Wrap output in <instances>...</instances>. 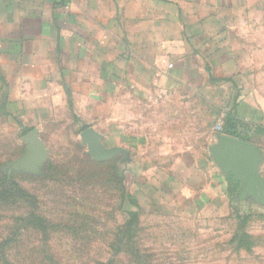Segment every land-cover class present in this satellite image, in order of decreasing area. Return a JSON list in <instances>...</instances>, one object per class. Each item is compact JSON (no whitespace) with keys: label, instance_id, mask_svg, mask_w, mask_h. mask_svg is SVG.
Here are the masks:
<instances>
[{"label":"rangeland","instance_id":"1","mask_svg":"<svg viewBox=\"0 0 264 264\" xmlns=\"http://www.w3.org/2000/svg\"><path fill=\"white\" fill-rule=\"evenodd\" d=\"M254 1L247 25L253 43L247 68L238 73V90L254 105L246 126L264 157V0ZM209 92L184 93L172 123H142L131 130L144 136L173 133L172 139L147 138L139 147L104 127L108 146L127 142L130 148L127 155L104 160L87 153L78 124L43 123L40 136L48 153L40 174H7L6 164L26 144L16 125L0 124V179L7 175L14 189L2 198L0 182V243L12 264H264V206L239 199V185L230 192L232 180L222 188L231 199L220 205L199 196L214 192L218 168L208 146L225 116L209 104ZM190 161L197 164L194 170L186 165ZM259 171L264 177V160ZM32 213L43 219L42 227L16 220L34 221Z\"/></svg>","mask_w":264,"mask_h":264},{"label":"crops","instance_id":"2","mask_svg":"<svg viewBox=\"0 0 264 264\" xmlns=\"http://www.w3.org/2000/svg\"><path fill=\"white\" fill-rule=\"evenodd\" d=\"M254 3L0 0V124L16 125L23 135L36 128L43 141L41 124L70 121L80 133L92 128L110 147L103 133L108 127L141 147L143 139L174 135L144 136L132 128L172 123L183 94L203 90L210 91L211 106L248 123L254 105L240 95L238 73L249 61L253 38L247 25ZM126 143L113 146L128 150ZM186 165L194 170L197 164ZM215 171L214 195L199 196L220 205L231 196L222 192L227 174Z\"/></svg>","mask_w":264,"mask_h":264},{"label":"water","instance_id":"3","mask_svg":"<svg viewBox=\"0 0 264 264\" xmlns=\"http://www.w3.org/2000/svg\"><path fill=\"white\" fill-rule=\"evenodd\" d=\"M87 153L95 160L108 159L116 154L127 155V150L119 147H107L101 142V135L92 128L80 133ZM26 148L24 153L6 164L7 174L12 171H24L40 174L48 150L33 128L23 135ZM208 151L217 168L223 173H231L238 181V198L250 200L264 206V177L259 171L263 162V151L247 140L219 133L215 141L208 146Z\"/></svg>","mask_w":264,"mask_h":264},{"label":"trees","instance_id":"4","mask_svg":"<svg viewBox=\"0 0 264 264\" xmlns=\"http://www.w3.org/2000/svg\"><path fill=\"white\" fill-rule=\"evenodd\" d=\"M236 116L237 115L234 112L226 113L224 116V121L221 124V128L218 131H219V133L226 134V135H229L232 137H237V138L248 141L249 136H250L249 128L246 126L245 122H241ZM227 180H232L234 182V185H231V188H230V192L231 191L233 192V188H234V190L237 188L238 182L235 180V178L231 174L229 176H227ZM7 181H9V177L7 175H2L0 182L2 183V187L5 190L4 193H2V195H3L2 198H4L5 194H7L9 196L14 194L13 193L14 189L10 188L11 184L7 183ZM228 193H229V191H228ZM2 200L5 201V199H2ZM247 202L252 204V202L250 200H247ZM29 217L33 218L34 221L28 220L26 217H22V218L17 217L16 220L21 221V223H29V222L37 223L38 227L43 226L42 225L44 223L43 219L40 218L38 215H35L32 213ZM16 232L17 231H14L12 233L13 236L11 237V239L14 238ZM11 239H8V240L11 241ZM0 256L3 259V264H12V262L10 261V256L7 254V252L5 250V246L2 242L0 243Z\"/></svg>","mask_w":264,"mask_h":264},{"label":"built area","instance_id":"5","mask_svg":"<svg viewBox=\"0 0 264 264\" xmlns=\"http://www.w3.org/2000/svg\"><path fill=\"white\" fill-rule=\"evenodd\" d=\"M221 124H222V122L220 121V122H218V124H217V126H216V128L218 129V130H220V128H221Z\"/></svg>","mask_w":264,"mask_h":264}]
</instances>
